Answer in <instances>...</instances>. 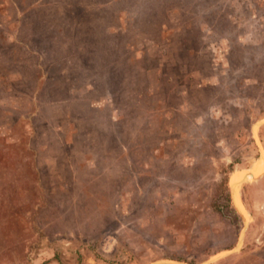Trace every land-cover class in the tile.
Wrapping results in <instances>:
<instances>
[{
  "label": "rangeland",
  "instance_id": "1",
  "mask_svg": "<svg viewBox=\"0 0 264 264\" xmlns=\"http://www.w3.org/2000/svg\"><path fill=\"white\" fill-rule=\"evenodd\" d=\"M262 155L264 0H0V264H264Z\"/></svg>",
  "mask_w": 264,
  "mask_h": 264
},
{
  "label": "trees",
  "instance_id": "2",
  "mask_svg": "<svg viewBox=\"0 0 264 264\" xmlns=\"http://www.w3.org/2000/svg\"><path fill=\"white\" fill-rule=\"evenodd\" d=\"M8 6L9 4L6 3ZM234 162L235 159H233ZM232 164H228V170L224 169L223 174L217 183L216 195L215 199L212 203L213 208L221 215L222 217L226 218L230 224L234 225L235 228L238 225V221H240V215L235 211L232 203H231V196L230 190L227 184L228 173L232 171Z\"/></svg>",
  "mask_w": 264,
  "mask_h": 264
},
{
  "label": "bare ground",
  "instance_id": "3",
  "mask_svg": "<svg viewBox=\"0 0 264 264\" xmlns=\"http://www.w3.org/2000/svg\"><path fill=\"white\" fill-rule=\"evenodd\" d=\"M264 169V156L262 155L258 161L253 164L250 170H248L246 173H238V172H232L230 173L228 177V184L230 187V196L231 200L235 204V206L242 210V205L239 201L238 194H237V188L240 185L243 178H251L252 176H255L262 172Z\"/></svg>",
  "mask_w": 264,
  "mask_h": 264
}]
</instances>
